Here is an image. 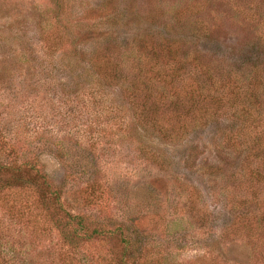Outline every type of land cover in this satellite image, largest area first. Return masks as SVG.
I'll list each match as a JSON object with an SVG mask.
<instances>
[{"label": "rangeland", "instance_id": "rangeland-1", "mask_svg": "<svg viewBox=\"0 0 264 264\" xmlns=\"http://www.w3.org/2000/svg\"><path fill=\"white\" fill-rule=\"evenodd\" d=\"M34 158L123 231L1 174L15 264H264V0H0V165Z\"/></svg>", "mask_w": 264, "mask_h": 264}, {"label": "trees", "instance_id": "trees-1", "mask_svg": "<svg viewBox=\"0 0 264 264\" xmlns=\"http://www.w3.org/2000/svg\"><path fill=\"white\" fill-rule=\"evenodd\" d=\"M38 162L34 158L28 163L18 169H10L9 165H0V177L1 174L7 175L10 182L24 181L23 184L31 185L32 187L39 188L41 200L44 205H48L51 210L56 212L61 219L60 228L65 236L75 241H82L89 239L91 236H121L122 228L112 229L110 226L103 224L102 222L94 221L90 216L87 218L83 214L71 215L65 210L62 204V191L53 186L52 182H48L47 178L41 172L40 167L37 165ZM101 198H99L100 201ZM92 199L89 205L97 208L102 202H93ZM92 226V227H90ZM123 245L124 254L119 261L120 264H128L131 253L134 252L135 243H131L125 238L120 240ZM1 259L0 264H15V259L12 252L0 251Z\"/></svg>", "mask_w": 264, "mask_h": 264}]
</instances>
